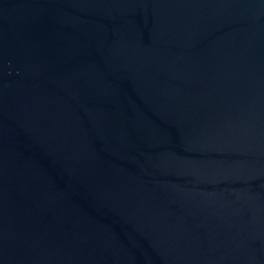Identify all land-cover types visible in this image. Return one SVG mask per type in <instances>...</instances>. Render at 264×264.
Returning a JSON list of instances; mask_svg holds the SVG:
<instances>
[{
    "label": "water",
    "instance_id": "95a60500",
    "mask_svg": "<svg viewBox=\"0 0 264 264\" xmlns=\"http://www.w3.org/2000/svg\"><path fill=\"white\" fill-rule=\"evenodd\" d=\"M0 264H264V0H0Z\"/></svg>",
    "mask_w": 264,
    "mask_h": 264
}]
</instances>
